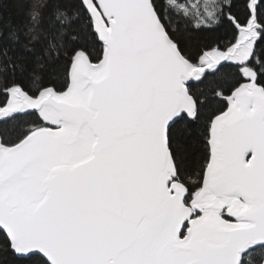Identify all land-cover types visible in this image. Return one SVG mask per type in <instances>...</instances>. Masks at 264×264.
I'll list each match as a JSON object with an SVG mask.
<instances>
[{"label":"snow or ice","instance_id":"snow-or-ice-1","mask_svg":"<svg viewBox=\"0 0 264 264\" xmlns=\"http://www.w3.org/2000/svg\"><path fill=\"white\" fill-rule=\"evenodd\" d=\"M0 264H264V0H0Z\"/></svg>","mask_w":264,"mask_h":264}]
</instances>
